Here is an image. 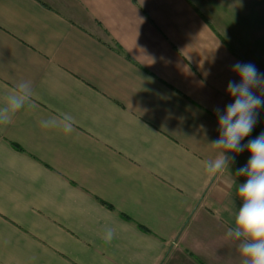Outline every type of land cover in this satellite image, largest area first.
Masks as SVG:
<instances>
[{
    "label": "crops",
    "instance_id": "obj_1",
    "mask_svg": "<svg viewBox=\"0 0 264 264\" xmlns=\"http://www.w3.org/2000/svg\"><path fill=\"white\" fill-rule=\"evenodd\" d=\"M237 62L264 73V0H0V106L33 89L0 125V264H242L249 153L206 172Z\"/></svg>",
    "mask_w": 264,
    "mask_h": 264
},
{
    "label": "clouds",
    "instance_id": "obj_2",
    "mask_svg": "<svg viewBox=\"0 0 264 264\" xmlns=\"http://www.w3.org/2000/svg\"><path fill=\"white\" fill-rule=\"evenodd\" d=\"M232 71L239 83L229 81L226 91L234 100L223 111L216 109L220 134L211 145L219 152L216 159L207 162L206 172L212 176L224 171L229 173L234 157L226 153L239 154L247 149L250 158L236 171L237 177H246L245 183L236 185V195L242 205L234 214V223L227 229L226 238L238 242L242 264H264V132L247 144L241 143L257 123L258 109L264 107V73L252 63L241 62L235 63ZM254 89L259 90L260 95ZM32 95L31 82L20 81L0 106V125L11 123L13 116L26 105L32 106ZM74 123L72 115L63 113L41 121V127L60 129L67 135L74 130ZM113 238V230L106 229L105 242L111 243Z\"/></svg>",
    "mask_w": 264,
    "mask_h": 264
}]
</instances>
